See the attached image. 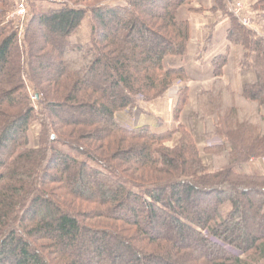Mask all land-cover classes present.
Returning a JSON list of instances; mask_svg holds the SVG:
<instances>
[{"label":"trees","instance_id":"1","mask_svg":"<svg viewBox=\"0 0 264 264\" xmlns=\"http://www.w3.org/2000/svg\"><path fill=\"white\" fill-rule=\"evenodd\" d=\"M196 1L33 0L50 4L21 32L0 0V264H264V172L242 170L264 159V34L234 14L241 0H212L255 76L198 96L204 135L220 140L205 148L214 171L185 126L117 117L187 80L166 59L188 54L180 13L202 12ZM251 7L259 18L264 0ZM87 17L90 41L72 43ZM213 63L222 76L227 59ZM188 102L184 86L176 116Z\"/></svg>","mask_w":264,"mask_h":264},{"label":"crops","instance_id":"2","mask_svg":"<svg viewBox=\"0 0 264 264\" xmlns=\"http://www.w3.org/2000/svg\"><path fill=\"white\" fill-rule=\"evenodd\" d=\"M214 6L215 3L212 0H197L193 8L202 9V12L197 13L186 9L181 11L180 19L189 21L191 27L189 51L184 57H168L166 63L169 67L183 68L187 80L182 83L178 82L161 99L151 103L141 102L139 108L119 113L117 117L123 125L131 129L145 127L156 132L173 130L182 125L194 138L199 137L203 141L204 137L206 147L220 142L218 138L210 139L204 135L205 126L197 117L199 94L209 90L218 79L231 86L234 92L242 93L245 86L253 81L255 76L253 71H246L241 66L242 48L227 40V31L231 27L230 17L220 10L213 11ZM254 28L263 34L258 24ZM219 56H224L227 63L223 67L222 76L216 77L213 62ZM184 86L189 90V102L179 116H176L175 109L179 92ZM190 110L195 112L198 120L197 122L191 121V125L187 123L186 118ZM179 137L180 134L176 135V139ZM207 161L210 165L208 167H213L212 157L207 158ZM256 161L262 164L263 168L261 165L256 168ZM249 165L251 172L247 173L255 170L264 172V159L252 161Z\"/></svg>","mask_w":264,"mask_h":264},{"label":"rangeland","instance_id":"3","mask_svg":"<svg viewBox=\"0 0 264 264\" xmlns=\"http://www.w3.org/2000/svg\"><path fill=\"white\" fill-rule=\"evenodd\" d=\"M10 1V4H11V8H10V12L8 13L7 17H6V21H9L13 23V28L15 30H18L19 27L21 29V26L24 28V31H25V26L28 22V20L34 15V11H38V10H46L48 8V5L50 4L49 2H45V3H41L39 6L33 8V7H29L28 9V17L26 19L25 22H21L19 19L15 18L12 16V13H13V10H14V6L12 7V3L13 1L12 0H8ZM51 1V0H50ZM245 4H246V7L250 10L252 7V5H255L256 1L258 0H242ZM2 7V5H1ZM181 14V13H180ZM91 18L90 17H87L82 26L73 34V36L70 38V41L74 44H85L87 42L90 41V37H91ZM34 30L35 32H39L41 30L40 26L37 24L36 26H34ZM102 30V29H101ZM141 102H139L140 104ZM186 118H187V123L189 125H191V121L194 120V122H197V117H196V114L193 110H190L188 111L187 115H186ZM197 120V121H196ZM30 135H31V140H32V144L35 145V144H38V137H39V132H40V127L38 125V123L34 124L31 128V131H30ZM203 141L200 140L199 137H196L195 140L198 144V147H199V150H200V153H201V157L203 158V161L205 162V164L207 166H210L208 164V161H207V158L210 159V155L208 153L205 152V143H206V139L203 137ZM204 142V143H203ZM63 152H68L69 149L64 147V146H60L59 147ZM262 160V159H261ZM257 164V165H256ZM259 165H261V167L263 168L262 164H260L259 162H255V167L257 168ZM250 165H246L242 168L243 172H251L249 169ZM254 167V166H253ZM214 167H211L210 168V171H214ZM253 172H262V171H252Z\"/></svg>","mask_w":264,"mask_h":264},{"label":"built area","instance_id":"4","mask_svg":"<svg viewBox=\"0 0 264 264\" xmlns=\"http://www.w3.org/2000/svg\"><path fill=\"white\" fill-rule=\"evenodd\" d=\"M16 5L13 10L12 16L19 19L21 22H25L28 17V6L29 3L33 0H15ZM247 10L246 4L241 0L238 1L233 7L234 14L239 17L241 23L247 27L254 28L256 24L259 25L261 31L264 34V13L259 18H255L251 15H244ZM19 31L23 32L24 28L19 27ZM33 100H36V97H33Z\"/></svg>","mask_w":264,"mask_h":264}]
</instances>
